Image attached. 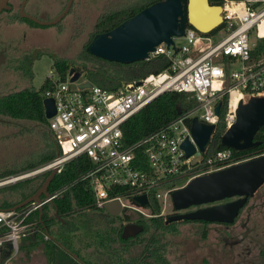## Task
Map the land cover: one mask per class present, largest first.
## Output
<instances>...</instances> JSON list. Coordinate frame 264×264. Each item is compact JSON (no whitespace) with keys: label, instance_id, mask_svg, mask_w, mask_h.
I'll return each mask as SVG.
<instances>
[{"label":"built area","instance_id":"1","mask_svg":"<svg viewBox=\"0 0 264 264\" xmlns=\"http://www.w3.org/2000/svg\"><path fill=\"white\" fill-rule=\"evenodd\" d=\"M220 6L222 22L216 29L205 34L186 28L183 36L173 37V45H157L148 59L164 55L169 65L137 81L114 90L92 82L81 88L79 85L87 81L81 79L83 73L75 81H70L69 72L62 80L56 72L49 74L46 78L51 86L43 95L54 101L55 114L47 120L59 153L48 163L11 180L52 169L59 173L67 162L83 155L89 167L79 180L88 183L95 207L104 209L117 200L121 211H133L147 219L153 216L150 205L154 202L161 207L159 215L166 209L172 211L171 193L192 178L250 159H239L225 147L207 157L202 156L205 151L197 155L190 130L193 117L213 124L214 131L220 123L226 130L236 121L240 101L264 96V54L251 53L256 40L264 37V0H222ZM211 33L221 36L214 38ZM177 39L183 44L176 45ZM167 92L185 94L192 99V107L156 131L126 143L122 125ZM185 139L195 147L189 156L181 148ZM57 195L49 194L40 202L17 209H0V247L9 243L10 252L16 254L21 239L37 229V221H28L29 217ZM141 195L149 201L147 207L133 202V197Z\"/></svg>","mask_w":264,"mask_h":264},{"label":"trees","instance_id":"2","mask_svg":"<svg viewBox=\"0 0 264 264\" xmlns=\"http://www.w3.org/2000/svg\"><path fill=\"white\" fill-rule=\"evenodd\" d=\"M155 1L158 0H143L135 6H125L104 13L98 19L92 34L109 31L140 9ZM209 2L212 5L222 4V0H209ZM21 19L28 21L32 26L44 27L27 18ZM188 28L192 27L188 26ZM251 53L252 56L264 54V37L256 40V45L252 48ZM168 65L169 60L164 55H157L148 60L123 64L91 55L86 49L84 55L75 61L71 62L70 60L57 58L53 60L54 70L61 80L66 77L69 69L73 67L75 70L83 73L87 80L109 90H114L123 83L137 81L150 73H157L167 68ZM50 86L51 83L45 78L38 90L32 87H25L18 91L0 95V116L29 122L28 125L20 129L23 132V136H25L24 131L28 133L38 131V134L46 136V139L43 140V147L46 142L50 143L53 147L51 153H46L36 158H26L19 162L22 158L20 157L16 161L19 163L10 164V166L0 173V178L38 168L57 156L56 139L49 129L43 107V99L45 98L43 93ZM192 105V99L183 93L167 92L160 95L132 115L122 125L125 142L131 143L137 141L145 135L156 131L173 118L188 111ZM224 130L225 126L220 123L211 137L208 147L202 154L203 157H207L215 151L224 148L220 144V135L223 134ZM254 141H259V144L254 148L243 151L232 149L233 155L239 159H245L264 154V124L255 133ZM88 167V159L86 156L81 155L67 162L63 169L59 173H56L49 183L48 193L51 195L58 192V195L51 203L44 204L41 211L38 210L29 217L28 221H37V229L34 233L26 235L21 239L18 251L20 248L30 251L33 248L40 247L47 264H80L71 253L75 254L84 263L92 264L89 257L81 253L82 247L76 245L77 241L81 240L79 228L76 226L70 227L76 214L83 213L86 215L88 211L102 210L95 207L94 197L88 183L79 180ZM49 172L36 174L0 188V209H11L35 194L49 175ZM43 197L41 195V198ZM160 208V205L156 202L150 205L153 215H159ZM129 218L127 216L125 219L129 220ZM139 225L142 227L141 231H158L164 228L162 227V216L143 219ZM122 228L123 224L107 227L99 225L96 229H90L84 245L85 247H99L102 252L112 255L116 263L125 264L127 259H123L120 255L125 252L120 247L126 241L121 236ZM45 235H47V239L44 238ZM156 237L153 235L151 238L154 244L157 243ZM6 258L7 255L0 251V264H3ZM120 259L122 261H117Z\"/></svg>","mask_w":264,"mask_h":264},{"label":"water","instance_id":"3","mask_svg":"<svg viewBox=\"0 0 264 264\" xmlns=\"http://www.w3.org/2000/svg\"><path fill=\"white\" fill-rule=\"evenodd\" d=\"M27 0H22L18 9L19 16L34 23L46 26L56 24L69 12L73 0H67L61 12L52 20L43 21L24 11ZM11 9L9 0H0V13ZM221 6L212 5L209 0H158L140 9L109 31L96 33L86 46L91 55L111 62L132 63L147 60L149 52L161 43L173 45V37L185 34V29L191 26L201 33H210L222 22ZM70 81L77 80L82 74L71 67ZM81 88L91 86L87 80L79 85ZM44 115L48 119L55 114L52 98L43 99ZM220 103L215 107L219 111ZM264 124V96H252L246 103L240 101L236 109V121L220 135V144L225 148L243 151L254 148L259 141H254L255 133ZM190 130L198 147L197 155L208 147L214 125L207 124L193 117ZM57 155L59 148L56 145ZM181 148L189 156L195 152L194 145L185 139ZM57 170L52 169L49 175L36 191L23 202L11 209L21 208L30 202H40L41 195L49 197L48 186ZM264 182V154L241 161L234 165L212 171L192 178L183 187L171 193L174 213L169 214L167 221L181 219H203L207 221H232L245 199ZM238 197L232 201L205 208L185 211L191 206L211 203L226 198ZM133 202L147 207L149 201L145 195L133 197ZM52 202L51 200L49 201ZM41 207L39 210L41 211ZM105 211L111 215L121 212V203L112 201L105 205ZM137 223H126L122 228V238H127L141 231ZM8 248L11 245L6 244ZM71 253V252H70ZM71 255L84 264L75 254Z\"/></svg>","mask_w":264,"mask_h":264},{"label":"rangeland","instance_id":"4","mask_svg":"<svg viewBox=\"0 0 264 264\" xmlns=\"http://www.w3.org/2000/svg\"><path fill=\"white\" fill-rule=\"evenodd\" d=\"M10 1L13 11L0 13V95L25 87L38 90L45 78L55 72L54 59H66L72 62L84 55L86 44L101 15L125 6H135L143 0H74L69 12L61 21L44 27L32 26L28 21L22 20L17 14L21 0ZM65 4L66 0H27L24 11L40 20L48 21L55 18ZM210 35L214 38L221 36L219 33ZM183 42L182 39H177L176 45H181ZM81 79H86L84 74ZM28 124L29 122L0 116V173L20 157L22 158L19 162L22 159L36 158L52 152L53 147L50 143L46 142L43 147L46 136L38 134V131H30L31 133L24 131L25 136H23L20 129ZM20 174L0 178V188L19 181L11 179ZM122 202L127 203V200L122 199ZM99 211L105 212V209ZM127 213L134 221L137 214L133 211ZM164 213V216H167L172 211L166 209ZM93 214L94 211H88L86 215L78 213L74 216L70 227L76 226L80 230L81 240L77 241V246L85 244L90 231V221L94 222ZM175 229L181 227L173 225L165 236H159L170 247H174L179 240V236L173 232ZM135 251L140 252V246H137ZM81 253L87 255L95 264H118L113 260L112 255L102 251L93 250L86 254L82 250ZM120 255L126 260L125 252ZM3 264H47V262L41 248L37 247L30 251L20 248L16 254L9 252V258Z\"/></svg>","mask_w":264,"mask_h":264},{"label":"flooded vegetation","instance_id":"5","mask_svg":"<svg viewBox=\"0 0 264 264\" xmlns=\"http://www.w3.org/2000/svg\"><path fill=\"white\" fill-rule=\"evenodd\" d=\"M9 5L11 9L4 10V12L13 11L10 0ZM18 9L17 14L19 15ZM94 35L92 34L90 38L92 39ZM236 198L238 197L191 206L181 212L223 204ZM174 212L173 209L172 213ZM93 215L94 222L90 221V229H96L99 225L120 226L132 222L141 224L144 219L136 215L134 221L130 218L127 220L125 218L130 215L123 211L118 215H111L106 211H94ZM161 216L163 229L142 230L123 238L126 241L122 243L120 249H124L126 253V264H264V182L245 199L230 222L203 219L167 221L168 215ZM173 225L181 229L173 231L179 236V240L174 247H170L160 237L165 236ZM153 235L157 236L156 244L151 239ZM79 246L86 254L93 250L102 251L99 247H85L84 244ZM137 246H140L138 253L135 251ZM89 249L92 250L89 251ZM91 263L95 264L92 261Z\"/></svg>","mask_w":264,"mask_h":264},{"label":"crops","instance_id":"6","mask_svg":"<svg viewBox=\"0 0 264 264\" xmlns=\"http://www.w3.org/2000/svg\"><path fill=\"white\" fill-rule=\"evenodd\" d=\"M0 251L4 252L5 255H7V258H6V259L9 258L10 248H8L7 246H4V247L0 248ZM6 259H5V260H6Z\"/></svg>","mask_w":264,"mask_h":264},{"label":"bare ground","instance_id":"7","mask_svg":"<svg viewBox=\"0 0 264 264\" xmlns=\"http://www.w3.org/2000/svg\"><path fill=\"white\" fill-rule=\"evenodd\" d=\"M172 202V201H171ZM6 246V245H5ZM4 247V246H3ZM0 248H2V247H0Z\"/></svg>","mask_w":264,"mask_h":264}]
</instances>
